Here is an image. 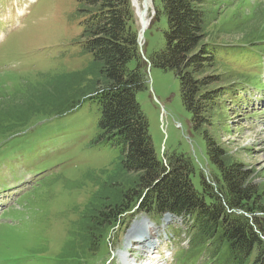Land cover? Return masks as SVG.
I'll list each match as a JSON object with an SVG mask.
<instances>
[{
	"label": "rangeland",
	"instance_id": "obj_1",
	"mask_svg": "<svg viewBox=\"0 0 264 264\" xmlns=\"http://www.w3.org/2000/svg\"><path fill=\"white\" fill-rule=\"evenodd\" d=\"M217 1L215 26L232 30L241 26L240 33L264 39V0ZM130 2L138 39L144 35L139 44L141 55L148 63L151 53L164 44L159 28L152 26L155 5L150 9L147 28V21L140 26L134 0ZM76 7L77 0H0V101L38 81L40 74L71 73L88 66L92 56L82 53L74 42L81 32ZM232 40L224 43L243 47L241 57H230L234 69L250 76L251 85L260 88V74L264 81V42L255 46L238 34ZM146 71L149 88L139 93L137 100L150 122L158 154L165 162L172 153L189 154L207 177L216 176L208 145L201 134L194 133L191 116L183 106L179 81L172 72L152 68L151 63ZM245 94L249 106L229 103L234 111L227 114V121L221 113L222 121H214L213 128L218 130L219 143L228 156L243 165L253 183L264 189V89L248 88ZM16 106L9 103L3 108L9 112ZM99 121L98 104L86 99L60 113L34 115L20 131L0 135V264H121L122 256L129 257L125 248L131 230L140 221L146 226L133 237L139 240L142 233L158 230L159 243L143 260L126 258V263L152 264L154 257H160L168 260L165 264H223L225 249L213 261L203 249L191 245L192 223L138 212L133 214V221L128 218L115 232L104 231L103 241L89 253L88 261L57 259L78 233V223L87 204L95 200L99 184L106 181L103 172H111L120 157L114 142L99 140ZM21 184L27 186L13 203L15 194L9 193H17ZM195 184L198 186L196 179ZM5 203L9 207L3 213Z\"/></svg>",
	"mask_w": 264,
	"mask_h": 264
},
{
	"label": "trees",
	"instance_id": "obj_2",
	"mask_svg": "<svg viewBox=\"0 0 264 264\" xmlns=\"http://www.w3.org/2000/svg\"><path fill=\"white\" fill-rule=\"evenodd\" d=\"M153 1L152 26L159 28L164 44L151 53L147 63L141 55L130 0H77L75 17L81 32L74 42L82 53L92 56L91 62L77 72L40 74L38 81L2 99L0 135L20 131L34 115L60 113L68 105L78 106L89 99L100 112L99 140L114 142L120 149L115 168L103 172L106 181L87 204L78 233L59 261H88L89 253L103 241L104 231L115 232L138 212L147 217L193 218L190 243L213 261L225 249L223 264H264V189L228 156L213 128L214 121H222L221 113L227 121V114L234 111L229 103L248 104L242 97L248 88L264 89L262 74L259 88L251 85L250 76L234 69L230 57H241L243 47L224 42L233 41L236 34L255 46L264 39L240 33L241 26L237 30L215 26L217 0ZM149 63L172 72L179 81L183 106L194 133L201 134L208 145L216 176L207 177L189 154L172 153L166 162L158 154L150 122L137 100L149 88ZM9 103L17 105L16 109L4 111Z\"/></svg>",
	"mask_w": 264,
	"mask_h": 264
},
{
	"label": "bare ground",
	"instance_id": "obj_3",
	"mask_svg": "<svg viewBox=\"0 0 264 264\" xmlns=\"http://www.w3.org/2000/svg\"><path fill=\"white\" fill-rule=\"evenodd\" d=\"M32 1L34 2V0ZM134 3H135V8L139 12V21H141L140 26L143 27L145 23L143 24L142 22L147 21V28H148L150 24L149 22L150 13L149 12H150V9H153L151 8L153 6L152 5L153 0H144L143 2L141 0H134ZM144 13H146L145 17L142 16L144 15ZM145 226H146V222L140 221L138 226H134V228H132L131 230L130 238L125 248L126 251L129 253L128 261L131 258L134 261L143 259L145 255L149 253L150 249L155 247L159 243V240H157L158 238H160L158 230L152 231L145 235H143L142 233L139 240L133 237L134 234L141 233L142 230H144L143 228H145ZM154 258L156 259L158 257H154Z\"/></svg>",
	"mask_w": 264,
	"mask_h": 264
},
{
	"label": "water",
	"instance_id": "obj_4",
	"mask_svg": "<svg viewBox=\"0 0 264 264\" xmlns=\"http://www.w3.org/2000/svg\"><path fill=\"white\" fill-rule=\"evenodd\" d=\"M145 14H146V13H144V15H142V16L145 17ZM140 36H141V37H140V39H139V42H140L139 44H141V42H142V40H143V38H144L143 33H142Z\"/></svg>",
	"mask_w": 264,
	"mask_h": 264
}]
</instances>
